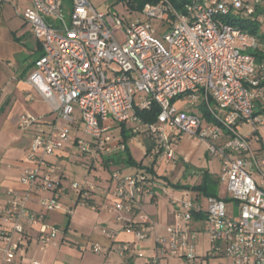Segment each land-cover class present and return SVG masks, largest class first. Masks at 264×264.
Wrapping results in <instances>:
<instances>
[{
  "label": "built area",
  "instance_id": "obj_1",
  "mask_svg": "<svg viewBox=\"0 0 264 264\" xmlns=\"http://www.w3.org/2000/svg\"><path fill=\"white\" fill-rule=\"evenodd\" d=\"M230 13L257 14L264 24V0H190L182 10L159 0L132 19L98 11L90 0H29L22 15L42 54L27 81L54 117L30 111L19 115L18 125L32 130V142L28 164L20 168L26 189H10L0 210L5 225L0 228L2 264H23L27 228L36 229L42 243L58 237L60 230L47 215L63 210L67 190L78 191L85 203L91 199L93 186L66 184L59 151L76 144L82 155L96 161L125 151L114 133L122 124L134 135H151L154 146L144 151L151 160L158 156L177 162L174 142L182 135L203 141L221 159L218 179L231 195L227 200L207 197V208L199 199L182 201L166 236L157 238V254L146 264H160L162 257L196 264L201 232L209 239L206 264H264V139L257 127L264 122L257 107L264 106V64L249 52L259 46L258 38L225 21ZM155 20L168 27L164 42L154 36ZM179 99L187 101L185 108L177 107ZM155 103L160 107L157 120L143 122L135 111ZM110 117L113 125L106 122ZM244 123L253 124L254 131L240 135L237 126ZM109 179L114 197L110 210L132 214L138 197L151 193L152 183L140 170L113 169ZM228 200L239 206L237 217L228 215ZM32 201L39 210L31 207ZM195 212L205 215L199 227ZM132 227L137 241H145L155 229L147 220ZM91 249L103 251L99 244ZM129 249L122 245L119 253ZM26 264L45 263L31 259Z\"/></svg>",
  "mask_w": 264,
  "mask_h": 264
},
{
  "label": "crops",
  "instance_id": "obj_2",
  "mask_svg": "<svg viewBox=\"0 0 264 264\" xmlns=\"http://www.w3.org/2000/svg\"><path fill=\"white\" fill-rule=\"evenodd\" d=\"M28 4L29 0H0V210L7 203L10 189L18 191L26 189L20 182V168L28 164L27 155L31 147L32 130L19 127V115L24 111H30L35 116H43L46 119L54 117L50 113L48 103L27 81L35 59L42 54L40 41L36 39L31 25L24 19L23 12L19 13L20 10L24 11ZM114 133L117 137L120 128L117 127ZM204 145L203 141L182 135L174 142L179 160L170 164L160 159L157 164V176L173 175L177 168L190 164L200 147ZM128 146L135 159L133 147L143 155L140 161L144 162V165L151 162L150 158L146 161L148 158L144 156L146 146L140 135H133L128 141ZM60 158L62 157L59 155L58 159ZM113 168L121 169L123 173H134L138 170L136 167L135 171L125 172L124 168H129L125 165ZM64 171L67 181L68 174L65 169ZM218 175L219 173L215 174L217 177ZM183 176L185 177V173ZM107 180L110 182L109 178ZM178 181L181 182V179ZM152 183L158 185L155 192L139 196L133 214L110 210L109 205L114 197L103 188L96 190L94 187L91 192L90 200L96 205V209L82 199L74 201L67 199L63 210L53 211L47 215L48 222L60 230L55 240L42 243L38 240L36 229L27 228L26 238L22 241L26 247V255L21 262L26 264L31 259H36L45 264H146L157 254L159 246L157 238L166 236V228L174 222L175 212L179 206V202L173 206L163 204L159 200L160 194H165L163 185ZM69 192L70 190H67L65 195ZM198 198L201 200V196ZM30 205L35 210L40 209L35 201ZM145 220L153 222L155 229L148 239L137 241L132 223L141 224ZM195 225L199 227L201 221L197 220ZM4 226L1 223L0 228ZM103 230L115 233L116 238L110 239ZM200 234L197 242L203 239L200 238ZM18 239L19 235H15L14 240ZM93 244L101 245L103 251H93L91 249ZM122 245L130 247L123 255L119 253ZM82 247L87 249L82 250ZM160 264H185V260L178 257H162Z\"/></svg>",
  "mask_w": 264,
  "mask_h": 264
},
{
  "label": "rangeland",
  "instance_id": "obj_3",
  "mask_svg": "<svg viewBox=\"0 0 264 264\" xmlns=\"http://www.w3.org/2000/svg\"><path fill=\"white\" fill-rule=\"evenodd\" d=\"M90 1L98 11L104 13H111L114 15L118 14L126 19L128 18L132 19L140 14V10L132 8L131 5L128 4V0H90ZM65 10L67 12V9ZM22 12L23 10L19 11V13ZM154 27L156 28V32L154 36L164 42L163 35L168 31V27L166 25H163L162 21L159 20L154 21ZM176 105L179 109L185 108L187 105V101L185 99H179L176 101ZM106 122L111 125L114 124V121L112 120L111 117ZM238 126L239 127L237 132L240 135H248L252 133L255 129V126L250 123L239 124ZM257 127L261 136L264 139V122L261 124L260 123L257 124ZM79 134L83 136L82 132H80ZM79 152H80V147H78V145L76 144H71V143L67 144L63 149L59 151V155L62 157L59 159V162L61 163V165L68 174V180L66 181V184L69 185L72 182H77L81 185L93 186L95 187L96 190H101L103 188L106 190V193L112 194L113 189L111 187V183L107 180L110 175V170L118 169L113 167H123L124 164L114 163L112 165L113 167L111 168H103V167L99 168L98 166L95 165H92L91 168H88L86 166H83L80 162H77V159L79 157L78 155ZM133 153L135 154L136 159L138 161H140L143 158V155L139 151H137V149L134 147H133ZM148 160L149 157L146 158V161ZM221 167H222L221 159L219 158L218 155H213L209 151L208 146L205 143L204 146L200 147V149L198 150L197 154L195 155V157L193 158L190 164L182 165L181 167L177 168L173 175L165 174L161 176H156V180L163 185V188L165 190V194L164 193L160 194L159 200L163 204H167L168 206H173L174 203L179 202L180 204L184 200L188 201L195 198V193H196L195 191L188 189H173L171 186L167 184L168 180L172 182H176L179 179H181V182L183 184L194 185L200 180L202 176V171L208 170L209 172L215 175L216 173H220ZM135 169L136 167L132 166L129 168H124V171L130 172V171H135ZM195 172H197V174ZM184 173H185V177L183 176ZM218 193L225 198H229L231 196L228 193L226 185L220 183L218 186ZM79 197L80 196L78 191L70 190L69 194L63 196L61 202L64 205L67 199L68 200L71 199L74 201V200H78ZM201 201L203 206L207 208L209 205L207 197L201 196ZM226 209L228 215L230 216L237 217L239 215V206L233 200H228L226 202ZM201 237H203L202 241L197 242V254L199 257L196 264H202L201 263L202 261L204 264L207 263V260L204 257L207 254V250L209 249V239H208V235L205 232H201L200 238ZM205 241H207L206 244ZM204 244L206 245V248ZM178 258L184 260L181 257ZM185 264H187L186 260H185Z\"/></svg>",
  "mask_w": 264,
  "mask_h": 264
},
{
  "label": "trees",
  "instance_id": "obj_4",
  "mask_svg": "<svg viewBox=\"0 0 264 264\" xmlns=\"http://www.w3.org/2000/svg\"><path fill=\"white\" fill-rule=\"evenodd\" d=\"M158 1L159 0H128V4H130L131 7L134 9L142 10L146 4L156 3ZM169 1L174 5L175 8H177L178 10H182L184 4L189 2L190 0H169ZM225 21L241 28L246 32H249L250 34L258 38L259 46L254 50H250L249 52L255 56L258 63L264 64V24L262 21L257 19V14L254 15L253 17H243L241 16V14L230 13L225 18ZM257 107H258V113L264 114V106L260 105L259 103ZM159 112H160V107L156 103L150 109H144V110L137 109L135 111V113L145 123H154L157 120ZM206 116H208V114H206ZM119 128H120V133L117 135V138L122 139L123 142L125 143V151L115 152L110 156L104 157L103 159H99L97 161L94 159H90L85 154L82 155L79 152L78 153L79 157L77 159V162H80L83 166H86L88 168H91L92 165L98 167L102 166L105 168H111L112 163H122L126 167L135 166L138 168V170L148 175L149 182L160 183L156 180L157 164L160 158L158 156L155 157L153 160H151V162L148 165H143L141 161H137L132 155L130 148L128 146V141L134 134L131 132V129L126 128L124 124H122V126H119ZM79 133L80 131L77 132V134ZM140 136L143 138L146 149L149 152L154 146L153 138L146 131L142 132ZM112 170L113 169H111L110 171ZM219 183L220 182L218 177L210 173L208 170H206V171H202L201 180L194 185H186L181 183L180 181L172 182L170 180H168L167 184L174 189H188L195 191L197 193L195 199H199L198 198L199 196H205V197L214 196V197L224 198L225 200H227V198L221 196L218 193ZM157 187H158L157 184L154 185L152 183L151 193L155 192V189ZM79 200H81V197H79ZM86 201L88 203H91L90 200H86ZM194 216L198 220H203L205 218V215L202 212H195Z\"/></svg>",
  "mask_w": 264,
  "mask_h": 264
}]
</instances>
